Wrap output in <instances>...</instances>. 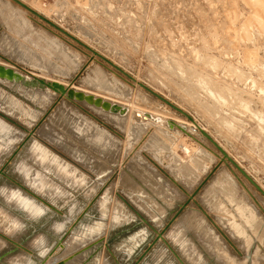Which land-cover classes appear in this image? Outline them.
<instances>
[{
	"label": "rangeland",
	"instance_id": "obj_1",
	"mask_svg": "<svg viewBox=\"0 0 264 264\" xmlns=\"http://www.w3.org/2000/svg\"><path fill=\"white\" fill-rule=\"evenodd\" d=\"M17 1L99 56L13 1L0 0V9L1 3L9 2L10 10L25 12L36 34L59 42L78 64L68 68L54 54L44 52L42 39L24 30L17 34L4 12L0 61L29 80H57L67 89L102 98L127 112H105L46 88L0 79V123L6 126L0 127V135L7 134L0 137V213L13 221L9 229H2L0 223V237H46L56 243L52 258L64 264L101 237H106L111 255L96 251L89 258V249L74 263L264 264V197L229 162L222 161L198 130L209 135L264 192V0ZM18 48L32 56H18ZM56 115L104 132L117 143L114 157L98 154L94 144L83 141V130L67 123L65 127ZM141 116L151 126L129 136V127L144 120ZM155 117L187 128L185 132L168 128L166 138L160 134L156 139L154 125H165L157 124ZM38 151L71 165L80 177L58 170ZM22 166L36 172L53 193L43 195L29 187ZM221 176L234 183L229 185L234 193L231 201V195L219 191L216 184ZM17 195L33 200L43 213L33 216L22 210ZM102 198H110L112 212L125 210L129 221L107 227L109 218L102 217L100 210ZM240 200L254 210L252 225L239 220ZM99 222L107 227L102 235L86 245L71 243ZM55 224L63 228L57 230ZM201 225L213 235L215 249L196 232ZM233 225L241 230L236 232L239 237L230 231ZM157 234L162 238L154 242Z\"/></svg>",
	"mask_w": 264,
	"mask_h": 264
},
{
	"label": "bare ground",
	"instance_id": "obj_2",
	"mask_svg": "<svg viewBox=\"0 0 264 264\" xmlns=\"http://www.w3.org/2000/svg\"><path fill=\"white\" fill-rule=\"evenodd\" d=\"M9 2H7L6 4H2L1 3V5H2V7H3V9H0V16L2 15L1 13L2 12H4L5 13V16H6V18H7V20H9L10 22H11V20H13V22H11V24L14 26V31L17 33V34H21V32L24 30V32L26 33H29V34H31V37L32 36H34L35 38H37V39H42V37L41 36H39L38 34H36V32L34 31V29L32 28V25L29 23V21H28V19H27V17L25 18L24 17V15H25V12H22V10H16V12H14V11H12V10H10V5L8 4ZM30 8H32V7H30ZM37 8V7H36ZM32 9H34V10H36L35 8H32ZM3 10V11H2ZM37 11V10H36ZM39 14H41L39 11H37ZM0 19H1V17H0ZM3 19H4V17H3ZM4 21V20H3ZM24 32H23V34H24ZM26 36V35H25ZM24 37V36H23ZM28 39H29V37H28ZM36 39V40H37ZM35 40V41H36ZM43 40V41H42ZM41 40V43L43 42V45H44V48H43V50H44V52L45 51H47L48 53H51V54H54V56L56 57V58H58V59H60L61 61H63L65 64H66V67L68 66V68L69 67H72V66H77V64H78V59L74 56V55H72V54H67V53H65L66 52V50L63 48V46L59 43V42H57L56 40H54V41H51V42H49V41H46V40H44V39H42ZM38 41V40H37ZM31 42V41H30ZM32 43V42H31ZM34 43V42H33ZM38 43H40V42H37V44ZM81 43V42H80ZM35 44V43H34ZM36 44V45H37ZM32 45V44H31ZM20 46V45H19ZM35 46V45H34ZM38 46V45H37ZM40 47V46H39ZM20 49H21V47H20ZM19 48H18V51L20 50ZM22 49H25L24 47H22ZM40 49H42L41 47H40ZM14 50V49H13ZM15 50H16V48H15ZM26 51V50H25ZM21 52V50L19 51V52H17V51H15L16 53H17V55L18 56H20V54H21V57H24V58H27V57H29V55H31L32 56V54H29V52H28V50L26 51V52ZM28 52V53H27ZM46 52V53H47ZM50 55V54H49ZM30 56V57H31ZM249 56H251V55H249ZM20 57V58H21ZM29 57V58H30ZM44 57V56H43ZM252 57H254V56H252ZM23 59V58H22ZM28 59V58H27ZM34 59V58H33ZM30 60H32V59H30ZM49 60V59H48ZM36 61V60H35ZM250 61V60H249ZM31 62V61H30ZM32 63H33V60H32ZM0 67H3V68H5V69H9V70H11V71H13L14 73H17V72H15L14 71V69H13V67H11L9 64H7V63H3V62H1L0 61ZM42 67V66H41ZM99 70V69H98ZM58 72V71H57ZM61 72V71H60ZM19 74V73H18ZM66 74V73H65ZM34 76V75H33ZM26 78V77H25ZM40 78V77H39ZM27 79V78H26ZM100 79V78H99ZM101 79H103V78H101ZM98 81V80H97ZM45 82H47V83H56V84H58V85H61L63 88H65V85L63 86V84H61L60 82H58L57 80L56 81H54V80H45ZM102 82H103V80H102ZM109 84V83H108ZM105 85V84H104ZM71 87V86H70ZM66 90H68L67 88H65ZM70 89V88H69ZM110 89H111V87H110ZM46 90L47 91H51L52 93H56V92H54V91H52L51 89H48V88H46ZM71 90V89H70ZM82 90V89H81ZM211 90V89H210ZM72 91H74V90H72ZM75 93H80V94H82V95H84V96H90V97H93V96H91V95H87V94H83L82 92H77V91H74ZM85 93H86V91H85ZM118 93V92H117ZM56 94H58V93H56ZM116 94V93H115ZM59 95V94H58ZM210 95V94H209ZM213 95H214V93H213ZM219 95V94H218ZM60 96V95H59ZM61 97V96H60ZM62 97H64V98H66V96L64 95V96H62ZM94 99H99V100H101V101H103V102H106V103H108V104H110L111 106H116V107H118L119 109H120V112L118 113L119 115H124L126 112H127V109L126 108H124V107H120L119 105H117V104H113V103H109V101H104V100H102V98H98V97H93ZM142 98V97H141ZM73 100H75V99H73ZM75 101H77V100H75ZM144 101V100H143ZM147 101V100H146ZM79 102H81V104H86V105H89V104H87L85 101H79ZM89 106H93V105H89ZM93 107H95V106H93ZM131 107V106H130ZM136 107V106H135ZM138 107V106H137ZM136 107V108H137ZM95 108H97V109H100V110H102V111H105V110H103L102 108H100V107H95ZM139 108V107H138ZM20 110V109H19ZM22 110V109H21ZM131 110H134V108H132L131 107ZM23 111V110H22ZM136 111H138V110H136ZM142 111H145V110H142ZM142 111L141 112H139V113H142ZM20 112V111H19ZM105 112H109V113H112V112H110V111H105ZM130 112H132V111H130ZM135 112V111H134ZM150 112V111H149ZM23 113V112H22ZM139 113H135V114H139ZM148 113V112H147ZM146 113V114H147ZM134 114V115H135ZM144 114V113H143ZM27 114L26 113H24V116H26ZM127 115V114H126ZM56 116H58L57 117V121H60V123H64L65 124V127H66V125L68 124V126L69 125H75L76 127H77V129L79 130V129H81V130H83V133L85 134L84 135V137H85V140H84V138H83V141H87L88 140V142H91L92 144H94V146H95V149H97V150H99V152L100 153H98V154H100V155H102L103 156V154L104 155H106L107 156V158H108V156H113V151L115 150V145H117V143L115 144L114 143V141L109 137V136H107L104 132H102V131H99L98 129H95V127H89V128H85L84 126H83V124H80V117H79V124L77 123V122H72L70 119H69V117H68V119L70 120V121H68V119L67 118H65L64 116H59V115H56ZM139 117H140V115H138ZM137 115H135V117H138ZM143 116V115H142ZM141 116V117H142ZM149 116V115H148ZM152 116V115H151ZM135 117H133L132 119H135L136 120V118ZM147 117V116H146ZM75 118V117H74ZM130 118H131V115H130ZM143 118V117H142ZM165 118H167V117H165ZM169 118H170V116H169ZM54 119V118H53ZM82 119V118H81ZM139 118H137V120H138ZM144 119V118H143ZM50 120H51V117H50ZM76 120V119H75ZM142 119H139V121H141ZM153 120H155V122L158 124V123H163L165 126H163V125H154V128L157 130V132H156V135H154L155 137H156V139H157V137H161V136H163V137H161V138H166L167 136V133H169L168 132V127H167V123L168 122H171V121H168V120H162V119H160V118H158V117H155V118H153ZM175 120V119H174ZM146 121V122H145ZM179 121V120H178ZM70 122H72V123H70ZM131 122H132V124H133V120H131ZM130 122V123H131ZM53 123H55V122H53ZM67 123V124H66ZM128 123V122H127ZM139 124H136V125H134L133 124V126L131 125L130 126V124L128 125V126H130L129 127V132H130V135L129 136H131V134H134L135 136H136V134H135V132L134 131H138V130H140L141 128H142V130H143V127H145L147 124H151V122H149V120L147 121V119H144V120H142L141 122H138ZM155 123V124H156ZM175 123V122H174ZM85 124V123H84ZM176 124V126H183V125H180V124H177V122L175 123ZM183 124V123H182ZM186 124V123H185ZM90 125V124H89ZM148 125V126H149ZM87 126V125H86ZM151 126V125H150ZM188 126V125H187ZM70 127V126H69ZM69 127H67L68 129H69ZM74 127V126H73ZM76 127L74 128V130L76 131L77 129H76ZM183 127H185V126H183ZM146 128V127H145ZM176 128V127H175ZM185 128H187V127H185ZM71 129V128H70ZM73 129V128H72ZM78 130H77V133L76 134H78ZM142 130H141V132H142ZM155 130V131H156ZM176 130V129H175ZM189 131H194V130H192L191 128H189L188 129ZM199 130V129H198ZM186 131H187V129H186ZM188 131V132H189ZM79 132H80V130H79ZM172 132V131H171ZM174 132H176V131H174ZM180 132V131H179ZM73 133V132H72ZM81 133H82V131H81ZM177 133V132H176ZM160 134H161V136H160ZM189 134V133H188ZM139 135V134H138ZM173 135V134H172ZM179 135V134H178ZM77 136V135H76ZM79 136H83V134L81 135H79ZM153 136V137H154ZM20 137V134L18 133V136H17V139ZM170 137V136H169ZM131 138V137H130ZM139 137H137V139H138ZM81 139H82V137H81ZM155 139V140H156ZM169 139V138H168ZM130 140V139H129ZM183 141V140H182ZM63 142V141H62ZM155 142V141H154ZM157 142V141H156ZM155 142V143H156ZM160 142V141H159ZM128 143V142H127ZM181 143V142H180ZM183 143V142H182ZM82 144V143H81ZM173 144V143H172ZM62 145V144H61ZM181 145V144H180ZM182 146V145H181ZM9 147V146H8ZM8 147H6V148H8ZM62 147V146H61ZM65 147H67V146H65ZM62 148H64V147H62ZM68 148L69 147H67V152H68ZM183 150L185 151V153H188L189 151H188V148L187 147H185L184 145H183ZM181 148V149H182ZM87 149V148H86ZM91 149V148H90ZM93 149V148H92ZM117 149V148H116ZM159 149V148H158ZM118 150V149H117ZM163 150V149H162ZM167 150V149H166ZM70 151V150H69ZM83 151V150H82ZM159 151V150H158ZM192 151V150H191ZM39 152V151H38ZM53 152V151H52ZM58 152V151H57ZM78 153H80L79 151H78ZM102 153V154H101ZM125 153V152H124ZM158 153V152H157ZM159 153H161L162 154V152H160L159 151ZM158 153V154H159ZM59 154V153H58ZM155 154V153H154ZM165 154V153H164ZM168 154V153H167ZM174 154V153H173ZM198 155V154H197ZM63 156V155H62ZM169 156V155H168ZM174 156H176V155H174ZM105 157V156H104ZM114 157V156H113ZM162 157V156H161ZM160 157V158H161ZM89 158V157H88ZM103 159V158H102ZM72 161V160H71ZM207 161V160H206ZM196 161H194L193 163H195ZM75 163V162H74ZM196 163H198V162H196ZM103 164V163H102ZM105 164V163H104ZM200 164V163H199ZM194 165V164H193ZM197 165V164H196ZM75 166V165H74ZM132 166V165H131ZM189 167V166H188ZM198 167V166H197ZM189 169H191V167L189 168ZM79 170H80V168H79ZM188 170V169H187ZM82 171V170H81ZM184 172V171H183ZM142 174V173H141ZM143 175V174H142ZM144 177V176H143ZM145 178H146V176H145ZM144 178V179H145ZM188 178V177H187ZM217 178V177H216ZM215 178V179H216ZM25 179H26V184L29 186V187H31V188H33L35 185L33 184L32 186L30 185V180H29V178L27 177V176H25ZM123 180H125V179H123ZM145 180H147V179H145ZM228 180L229 179H227L226 180V178L224 177V176H221L219 179H217V183L216 184H218V187H219V191L221 190H223L224 192H226V193H228L229 195H231L230 196V201L231 200H233V199H231V198H234L233 197V195H234V193H232L233 191V189H230L229 188V185L231 184L232 186H234V183H233V181L231 180H229V182H228ZM226 181L228 182L227 184H226ZM129 182V181H128ZM128 182H126V181H124V182H122V183H126V184H128ZM214 183H215V181H214ZM213 183V184H214ZM217 186V185H216ZM216 186H215V188H216ZM212 187H214L213 185H212ZM217 187V188H218ZM218 190V189H217ZM208 191V190H207ZM232 191V192H231ZM36 192H38V191H36ZM132 192V191H131ZM39 193V192H38ZM133 193V192H132ZM225 193V194H226ZM41 194V193H40ZM134 195V194H133ZM137 196V195H136ZM208 196V195H207ZM207 196L205 197V198H207ZM225 196H227V194L225 195ZM229 197V196H228ZM226 200L228 199V198H225ZM229 201V200H228ZM239 202V201H238ZM221 203V202H220ZM229 203H231V202H229ZM236 204V203H235ZM218 205V204H217ZM233 205V204H232ZM143 206L145 207V205L143 204ZM219 207H223V206H219ZM235 207V206H234ZM236 207H238V210L240 211H238L239 213H240V215H239V217H240V222L241 221H245V223H247V224H249V225H252L253 224V213H254V210L252 211V206H249L247 203H245V201L244 200H240V202H239V204H237V206ZM212 209H216L217 207L216 206H214V207H211ZM252 208V209H251ZM237 209V208H236ZM235 208H234V210H236ZM219 210V208L216 210L217 212H219L218 211ZM224 210V209H223ZM226 210V209H225ZM238 212H236L235 211V214L236 213H238ZM256 214V213H255ZM231 216H232V214H230ZM229 215V216H230ZM231 218V217H230ZM232 219V221H233V219L234 218H231ZM228 220H230V219H228ZM236 220V219H235ZM234 220V221H235ZM254 220H255V218H254ZM232 221L230 220V222L232 223ZM238 221V220H237ZM256 221V220H255ZM227 222V221H226ZM229 222V221H228ZM227 222V223H228ZM228 223L229 225H231V223ZM236 222V221H235ZM234 222V223H235ZM222 223V222H221ZM238 223V222H237ZM244 223V222H243ZM223 224H225V223H223ZM228 224H227V228L229 227L228 226ZM242 224V223H241ZM239 225V224H238ZM238 225H235L236 227H238ZM245 225V224H244ZM243 225V226H244ZM202 226V225H201ZM198 227V228H196V232L200 235V237L205 241V244H207L208 246H209V248H211V249H215V244H216V242H215V239L213 238V235H211V232L210 231H208V230H206V229H204L203 228V226L202 227ZM234 226V225H233ZM230 227L231 228V230L230 231H232L233 232V234L235 233L236 234V232H238L239 233V231L241 232V230H239L238 231V229H236V227ZM246 226V225H245ZM248 227V226H247ZM249 227H251V226H249ZM233 229V230H232ZM243 229V228H242ZM251 229V228H250ZM229 230V229H228ZM244 230V229H243ZM243 232V231H242ZM197 234V235H198ZM242 234V233H241ZM100 235H102V232H99L97 235H95L94 237H90L88 240H87V243H90L91 242V240H95L96 238H98ZM198 235V236H199ZM236 235H238V234H236ZM243 235V234H242ZM263 235V234H262ZM199 237V238H200ZM238 237H239V235H238ZM203 241V242H204ZM84 245H86L85 243H84ZM83 245V246H84ZM60 261L59 260H57V259H53L52 260V262L50 263V264H53V263H59Z\"/></svg>",
	"mask_w": 264,
	"mask_h": 264
},
{
	"label": "crops",
	"instance_id": "obj_3",
	"mask_svg": "<svg viewBox=\"0 0 264 264\" xmlns=\"http://www.w3.org/2000/svg\"><path fill=\"white\" fill-rule=\"evenodd\" d=\"M0 125L1 128L6 127L2 123H0ZM1 135H3V133ZM3 136H5L6 138L7 134ZM12 139L13 138H11L10 140L12 141ZM37 153L42 156V159L46 158L50 162V164H53L58 170H64L70 173L71 176H74L75 178L80 177V175L77 174L74 167H72L67 163H64V161L55 157L54 155H51L49 152L44 153L39 151ZM20 169L24 171L23 172L24 176H27L29 178L30 185L31 186L33 184L35 185L32 189L38 191L43 195H51L53 193L50 188L51 186H49L46 182H41L36 172L26 170L25 168H23V166ZM16 199H17L16 203L18 204V206L22 210L26 211L28 214L34 216V215H41L43 213L42 208L39 205H37L33 200L18 195L16 196ZM110 207H111L110 198L108 199L102 198L100 201V210L102 213V217L109 218V223L107 227L116 226L118 224L121 225L122 223H126L129 221L130 217L128 213L125 212V210H122L121 213H116V212H112ZM0 223L2 229L3 228L9 229L10 226L13 225V221L8 217L3 216L1 213H0ZM101 224L102 223L99 222L94 224L93 226H90L85 236H81V237L75 236L73 238V241H71V243L73 245L79 246L81 243L86 242L90 237H94L99 232L103 233V230H105V228L107 227H104ZM54 227L57 230H61L63 228V224H55ZM31 236L33 237V235H30L27 238L17 239V240L0 237V258H1L0 264H48L52 262L53 254H55V252L52 251V248L56 243L55 242L51 243V241H49L46 237H39L38 239L37 238L32 239ZM27 241L28 243H26ZM106 241H107L106 237H101L99 239V243L91 248L92 253L91 255H89V258L93 254H95L96 251L99 254L101 253V255H104L105 253H107V255H111V252L109 251L106 245ZM5 242L9 246H11L10 249H5V245H4ZM93 248H95V250H93ZM16 252L17 253L19 252L20 254L16 256L15 254ZM86 255L88 257V252L85 253V256ZM123 256L125 258L126 253H123ZM79 259H80L79 254L72 256V258L68 262H66V264H75L74 262L78 261Z\"/></svg>",
	"mask_w": 264,
	"mask_h": 264
},
{
	"label": "water",
	"instance_id": "obj_4",
	"mask_svg": "<svg viewBox=\"0 0 264 264\" xmlns=\"http://www.w3.org/2000/svg\"><path fill=\"white\" fill-rule=\"evenodd\" d=\"M14 3H16L17 5H19L22 9H24L25 11L31 13L32 15L36 16L37 18L41 19L42 21H44L45 23H47L48 25L54 27L55 29H57L58 31H60L61 33H63L65 36L71 38L72 40L76 41L78 44L84 46L83 44H81L79 41L73 39V37H71L70 35H68L67 33H65L64 31H62L61 29L57 28L55 25H53L51 22H49L48 20H46L45 18L41 17L40 15H38L37 13H35L34 11H32L31 9H29L28 7H26L24 4H22L21 2L17 1V0H11ZM84 48H86L87 50L91 51L88 47L84 46ZM94 55H97L95 52L91 51ZM99 56V55H97ZM103 59V58H102ZM104 61H106L109 65H111L114 68L115 67L113 64H111L109 61L103 59ZM0 79L1 80H5V81H9V82H20L22 83L24 86L27 87H39V88H48L51 89L52 91L58 93L61 97L62 96H66V99L68 100H77V101H85L87 104L89 105H93L95 107H100L105 111H110L112 113H119L120 109L116 106H111L110 104L103 102L99 99H94L93 97L90 96H84L80 93H75L74 91L68 89L66 90L65 88H63L61 85H58L56 83H47L43 80L40 79H35L32 78L31 80L26 79L25 77H23L21 74L18 73H14L13 71L9 70V69H5L3 67H0ZM141 86V85H140ZM142 88H144L146 91H148L151 95L157 97L159 100H161L162 102H164L165 104L169 105L170 107H172L173 109H175L177 112L182 113L179 109L173 107L172 105H170L167 101L163 100L162 98H160L159 96H157L155 93H153L152 91L148 90L147 88H145L144 86H141ZM183 114V113H182ZM188 119L191 121V119L188 117ZM192 122V121H191ZM167 127L169 129H173L174 127H176L177 129H179L181 132H185V128L183 126H176L175 124L168 122L167 123ZM199 132L201 133V135L203 137H205V139L222 155L223 159L222 161H227L229 162L263 197H264V192L260 189V187L255 184L253 182V180L251 178H249L247 176V174L233 161L231 160L227 154L223 151V149H221L212 139L209 135H207L203 130L199 129ZM0 174L2 175V172L0 171ZM209 177V176H208ZM203 184V183H202ZM201 184V185H202ZM199 189V187H198ZM197 189V190H198ZM196 190V191H197ZM195 193H193L190 196V200L193 199ZM162 238V234H157V238L154 240V242H156L157 240ZM99 243V240L95 243H91L90 245H88L87 247L81 249L80 251H78L75 255H80L82 252L87 251L89 249H91L93 247V245H97ZM94 245V246H95ZM73 255V256H75ZM72 257V256H70ZM69 257V258H70ZM143 256L140 257V259L138 260V262L141 260ZM1 260V258H0ZM53 264H64L63 261L59 262V263H53Z\"/></svg>",
	"mask_w": 264,
	"mask_h": 264
}]
</instances>
